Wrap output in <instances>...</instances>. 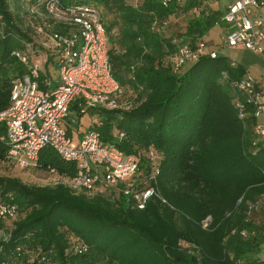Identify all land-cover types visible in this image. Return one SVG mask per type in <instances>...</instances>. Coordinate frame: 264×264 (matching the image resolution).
I'll use <instances>...</instances> for the list:
<instances>
[{
	"label": "trees",
	"instance_id": "1",
	"mask_svg": "<svg viewBox=\"0 0 264 264\" xmlns=\"http://www.w3.org/2000/svg\"><path fill=\"white\" fill-rule=\"evenodd\" d=\"M45 1L0 0V111L10 105L13 80L23 71L12 51L31 39L30 27L12 3L29 7ZM60 3L100 6L121 98L128 91L138 98L130 109L85 111L77 99L66 119L74 123L95 112L99 119L89 128L99 131L104 141L126 152L135 151V144L156 149L159 173L152 185L157 193L140 209L123 195L120 200L90 197L62 182L29 185L0 176V201H9L14 193L30 209L8 238H0V264H26L21 259L30 247L37 256L28 264L52 255L58 264H262L255 255L264 242V224L252 214L264 199V147L254 144L252 106L246 104L241 117L232 84L248 68L241 63L231 66L224 54L204 53L174 69L178 45L206 39L210 28L224 22L225 9L209 8L203 0ZM195 6H202L199 15L193 12ZM185 13L186 24L178 36L166 35L173 17ZM155 21L167 23L157 31L152 28ZM5 151V145L0 146V160H5ZM147 163L144 160L142 167L149 173ZM50 168L66 176L76 170L47 147L38 169L49 173ZM72 236L81 239L86 251L74 252Z\"/></svg>",
	"mask_w": 264,
	"mask_h": 264
},
{
	"label": "built area",
	"instance_id": "2",
	"mask_svg": "<svg viewBox=\"0 0 264 264\" xmlns=\"http://www.w3.org/2000/svg\"><path fill=\"white\" fill-rule=\"evenodd\" d=\"M224 9L226 27L219 47H210L204 37L180 43L175 52V70L197 61L204 53L216 57L224 47L249 50L264 59V0H226ZM201 11L202 6L193 8L195 15ZM25 19L31 39L12 51L23 71L13 80L10 105L0 111V128L4 127L0 129V146L6 147L2 162L19 170L36 168L41 151L51 147L76 170L73 176L62 175L54 168L49 173L58 175L60 182L76 193L104 195L112 200H120L123 195L132 206L145 208L157 193L152 185L159 173L156 149L151 147L145 157L137 150L126 152L104 141L92 128L75 142L65 124L75 100L83 103L82 111L94 107L114 109L123 95L114 75L110 39L100 6H62L60 0H46L41 6H29ZM166 23L155 21L152 28L160 31ZM230 65L237 67L239 63L231 60ZM232 84L241 117L245 116L246 104L252 106L256 118L252 127L254 144L264 147V73L255 75L248 70ZM119 137L123 138L124 133ZM145 159L151 164L147 185L138 179ZM19 213L16 204L0 201L1 220L17 219ZM71 243L76 253L87 249L77 236L71 237Z\"/></svg>",
	"mask_w": 264,
	"mask_h": 264
},
{
	"label": "rangeland",
	"instance_id": "3",
	"mask_svg": "<svg viewBox=\"0 0 264 264\" xmlns=\"http://www.w3.org/2000/svg\"><path fill=\"white\" fill-rule=\"evenodd\" d=\"M131 1L134 4H137L139 2V1L135 2L134 0H129V2H131ZM183 1L184 0H182V2ZM225 2H226V0H221V1L220 0H210L211 4L208 5V7L212 8V9H218V8L224 9ZM11 7H12L14 12L16 11L18 13V15L21 16L23 23L25 22V24H26L27 21L25 19V14H26V10L28 7V3H22L19 5V7L16 6L15 3H12ZM187 15H188V13H185V15L180 14V15L173 17L172 24L166 29L165 34L178 36L177 34L182 31V29L184 28V26L186 24ZM108 18H109V16L106 17L107 20H108ZM19 23H20V20H19ZM220 23L225 25V27H226L225 22H220ZM113 32H114V34L118 33V29H116V28L113 29ZM111 44L113 46V43H111ZM221 53L226 55V57H228V59L235 60L237 63H241V64L245 65L246 67H248L247 65L251 64L250 63L252 61L251 55H253L249 52V50L247 51V50H242V49H237V48L231 49L229 47L221 48ZM54 72L57 73V70H55ZM137 101H138V98H137L136 93H132V92L128 91V93L124 94V96L120 99V101H118L119 107H117V108L123 109V110L124 109H130L137 104ZM90 118H91L90 113L83 115L82 121L79 125V128L76 127V129L74 130L73 139L75 142L80 141V132L83 131L85 128H88L90 126V124H89ZM150 148H151V146L147 147V146L138 145V144L133 145V149L137 150L139 153L143 154V157H145L147 155V151ZM145 161H146V159H145ZM146 163H147V161H146ZM150 165L151 164L149 163V166ZM146 170H147L146 167L143 166L140 173H139V176H138V179L140 181H142L143 184H145V185H147V183H145V180H148V178L151 174V168H150L149 173ZM0 176L5 177V178H7V177L16 178V179H19V180H21L24 183L29 184V185H55L58 182H60L58 175H55L53 173H45V172L41 171L40 169H38V167L19 170V169H14L12 167L7 166L6 163L2 162V160H0ZM7 200H9L11 203L16 204L19 207L20 213H19V216L17 217V219H6V220L0 221V238H4V239L9 237L10 231L14 228L15 222L19 221L21 219H24L26 217V215L28 214V212L30 211V209H28L27 207L20 204V202L17 199L16 194H14V193H11L9 195V199H7ZM258 255L263 257L264 253L260 252V253H258ZM35 256H37V250L30 247V248L26 249L25 256H24V258L21 259V261L28 264L31 261H33ZM34 264H58V263H56V258L52 255L51 257H48V258L46 257V258L41 259V260L38 259V260H36V262H34ZM90 264H101V263L92 262Z\"/></svg>",
	"mask_w": 264,
	"mask_h": 264
},
{
	"label": "crops",
	"instance_id": "4",
	"mask_svg": "<svg viewBox=\"0 0 264 264\" xmlns=\"http://www.w3.org/2000/svg\"><path fill=\"white\" fill-rule=\"evenodd\" d=\"M203 3L207 6L211 4L210 0H203ZM225 4H226V2H225ZM224 29H225V25H223L221 23L220 24L217 23L212 28H210V30L206 33V35H205L206 40H207V43L210 47H212V48L213 47H215V48L219 47V44L221 43L222 37L224 35ZM231 49H236V48H231ZM242 50H244V49H242ZM249 52L253 55H251V59H252V61L250 62L251 64L247 65L248 70H250L255 75H260V74L264 73V59L259 54H255L251 51H249ZM220 53H221V50H220ZM53 76H54V82L56 83L57 73L54 72ZM89 113L91 114L89 124L95 123L97 121V119H99V115L95 112H89ZM82 117L79 119L78 122L74 121V124H73V122L71 123L68 119H66L65 123L68 125V129L70 130V132L72 134H74V130L76 129V127L79 128V125L82 121ZM87 129H89V127L85 128L83 131L80 132V138H81L83 132ZM252 216L257 223H263L264 224V199H260V206H259L258 210L252 214ZM260 252L264 253V242L262 243L260 251L258 253H260ZM258 253H256L255 257L258 258L260 261H262V264H264V256L261 257L258 255Z\"/></svg>",
	"mask_w": 264,
	"mask_h": 264
}]
</instances>
